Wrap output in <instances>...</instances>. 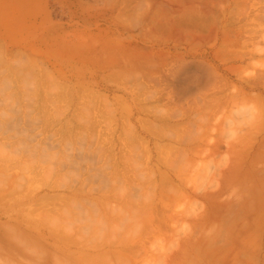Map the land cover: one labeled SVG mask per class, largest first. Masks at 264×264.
Masks as SVG:
<instances>
[{
  "label": "rangeland",
  "instance_id": "374dc122",
  "mask_svg": "<svg viewBox=\"0 0 264 264\" xmlns=\"http://www.w3.org/2000/svg\"><path fill=\"white\" fill-rule=\"evenodd\" d=\"M0 123L3 126L0 127V187L5 185L7 189L2 186L0 191L4 193L6 191L9 200L7 197H3V201L0 200L2 214L0 222H5L4 226H7V221L9 226L12 223L18 224L22 213H18L19 209H16L23 203L27 205H23L24 212L21 211L22 208L19 210L25 217L22 229L25 228L34 234L37 233L36 230L30 227L33 223L36 224L35 221H39L33 219L40 217L41 224L42 219L49 225H46V228L41 227V230L45 229L47 233L53 228L51 224L54 225V222L57 224L56 218L59 220L57 222H60L65 216L69 217L67 220L70 219L71 222L75 219L73 225H76L77 221L76 218H72L73 215L79 218L78 221L85 219V224L89 221L91 225L94 224L92 223L94 219L88 221L86 216L94 212L92 208L96 209L99 202L96 204L97 207L94 206L95 203L90 205L87 202L89 207L93 205L92 211L87 209V205H83L86 210L82 207L86 202L84 199L90 196H87L89 193L97 191L89 198L99 194L101 199L95 195L93 199L96 201V197L100 199V207L103 204L106 207L107 202L110 205L115 203L117 210L121 206L118 205L121 197H127V202L131 201L132 208L124 199L126 203L122 201L121 204H124V207L128 205L126 208L131 209L129 212L137 208L134 205L138 202L136 198L143 197L144 204L138 205L143 208L135 209L136 215L143 219L141 214L144 210L150 211L148 207L160 210L163 215L168 214V219L167 215L163 217L159 214L165 218V222L162 221L167 224L166 227H163L162 221L157 220L159 215L156 210L158 216L153 214L163 227L160 230L159 225V230L164 231L158 234L153 231L155 235H152L154 233L151 231V234L143 233L144 228L140 227V222L137 221L140 219L136 220L138 224L130 222L136 225L133 224L131 227L128 223L130 219L127 220L122 214L123 208L120 209L122 213L115 212L113 206L112 213L106 215V212L111 210L108 203L110 210L107 208L106 210L104 205L102 209L98 207L100 212L106 210V214L103 211V215L97 216L90 213L96 217L94 221L96 231L93 234L103 238L107 233L97 232L101 227L100 219L104 223L107 222L105 224L107 228L101 224L109 229L107 231L116 228V236L119 232L117 227H121L122 224L126 227L129 224L126 228L128 234L130 231V234H133L132 231L135 229H130L138 226L143 229L141 233L150 235V237L144 235L143 239L147 250L142 247L144 243L139 241L142 239L134 240L139 234L136 233L135 237L134 233L133 238L129 237L122 226V229L119 228L121 237L117 236L122 239H117L113 236L115 233L111 231L112 237L108 235L109 238L105 237L103 240L105 244L109 240L111 245H106L109 248L104 247L105 244L101 247L97 245L100 248L96 246L98 248H95L96 251L106 249L102 250L105 252L112 248L115 251L117 241L120 240L121 243L123 240L124 231L125 240L122 243H127L126 237L138 243L136 245L134 242H128L130 244L127 243L125 246L118 244L115 254L119 255L118 258L125 255L131 259L128 252L131 253L133 249L131 252L127 249L131 244V247L139 244L141 252L137 255L136 247L135 253L131 254L138 257L142 253L140 258L132 257L138 264H264V0H0ZM161 146L164 149L171 147L170 152L173 150L166 153L171 155L167 157H172L170 162L169 158L166 159L167 163L162 160L164 157L160 152L163 153L164 149H161ZM171 162L177 165L175 169L170 167ZM129 163H132L133 168L138 164L135 172L133 168H129L130 166L126 167ZM164 163L170 165L164 166ZM1 167L7 169L2 168V172ZM162 169L168 171L167 173L175 180L170 178L171 183L173 181L171 185H166L168 177L166 178L167 173L162 172ZM172 172L179 174L180 179ZM138 173L151 179L147 183L148 186L146 178L140 182L135 181L137 185L132 181L134 175ZM106 175L111 177L110 181L106 178L107 182H110L107 185L104 184L106 181L102 183ZM128 175H133L131 182ZM141 176L138 175L135 179H140ZM153 177L154 181L163 177L167 186L165 190L169 191L161 193L160 184L163 181L160 180L163 179L156 180L161 183L153 182L158 187L153 186L156 196L153 197L151 195L153 192L149 191V188L153 191L151 188L154 185ZM122 179L126 181L120 184L119 181ZM11 180H15L16 183H12ZM130 183H134L135 186ZM102 184L108 189L118 185L116 189H119V192L123 191L124 184L126 187L130 184L128 188L135 187L133 189L141 193L138 196L139 194L134 192L137 190L133 191L131 188L129 192L126 188L129 192L127 194L124 188L126 195L121 191L122 196L116 199L118 190L110 192H116L115 196L110 194L107 188L103 189ZM49 185L55 189H51ZM74 186L75 188L83 186L84 190L90 187L87 195L81 190L83 188H78L81 194L76 193L75 200L85 197L82 199L84 202L80 201L81 207L75 202L73 207L74 204L69 200L71 193L78 191ZM96 186L98 190H93L97 189ZM173 186H176L177 191L181 189L177 192ZM71 188L73 189L69 190ZM147 189L148 193L145 194ZM158 190L161 191L157 192ZM132 191L138 197L131 194ZM175 191L176 197L170 194L176 193ZM58 192L64 195L55 194L57 197L70 194L67 197L69 199L60 197L63 200L57 198L58 201L67 200V203L73 204L67 209L66 202L61 204L58 202V214L61 211L59 208L65 212L61 211L63 213L59 214L63 219L56 217L57 212L55 214L53 212L55 209H52L56 208L57 211L58 203L52 202L56 201L53 200L56 197H52V194ZM100 192L103 193L102 196ZM160 193L164 197L167 195V198L170 194L169 199L174 197L171 201L168 199L170 207L163 203L162 200L165 201L167 198L162 199ZM25 194L27 197L30 196L29 199L31 196L34 197L30 201ZM50 194L53 199L49 198L50 200L46 201ZM106 194H109V197L113 195L114 200L108 196L110 200L107 199ZM129 194L134 196V201ZM41 195L42 197H39ZM148 195L151 196L147 201ZM18 197L24 202L20 198V201L17 200ZM151 197L154 202L157 197L162 200L157 198V203H154ZM12 203L17 204L13 206L16 207L17 213L9 214L8 218L1 212L7 211ZM165 205L169 208L163 209ZM74 208L79 209L80 213L85 211L80 214L86 215L85 218L78 217L79 212L76 215L74 212L77 210L72 211ZM96 210L98 214L99 210ZM113 212L123 216V218L120 216L122 221L117 218L120 223L117 220L115 222L121 224L120 226L114 225L113 220L116 216L111 215ZM145 214L147 212L142 216L148 219ZM51 215H54V218ZM105 215L112 217L113 224ZM136 215L131 221L135 220ZM17 218L19 219L16 220ZM124 218L128 221L125 222L127 225L122 223ZM153 220L148 223H152L155 228L156 221ZM80 221L77 222L79 226ZM144 221L141 222V226ZM40 222L38 226H41ZM156 223L158 225V222ZM88 224L85 225L87 229L90 227ZM107 225L112 227L111 230ZM72 226L70 224V227ZM2 228L0 232L3 233L5 230L3 224ZM59 228L65 230L63 227ZM59 228L52 230L57 233L60 232ZM76 229L78 230L77 227ZM87 229H84L86 230L84 232L78 231L81 234L76 235L81 237L76 236L74 232L72 240L76 237L84 240L82 234L88 237L91 233L89 232L91 228L89 231ZM156 230L158 232V227ZM138 231L140 233V229ZM94 235L88 239L85 237L87 244L86 240L85 244L82 241L84 246L86 245L85 252L89 249L87 250L89 254L85 258L87 260L82 261V264L85 262L89 264V257L93 259L89 255L96 242ZM91 238L95 239V242L89 241ZM111 240L114 242L111 243ZM99 241L102 242L98 240V244ZM47 242L45 244L43 241L45 246L42 244V247H48L50 242H56V245L52 243L49 246L50 249L57 246V243L61 246V242L53 239ZM89 242L94 244L93 248ZM3 244L5 246V242ZM6 244L5 250L11 245ZM64 245L62 244L64 248H69L72 244ZM40 247L35 248L39 254H43V251L38 249ZM71 247L70 249L77 251L74 250L77 256L84 250L83 247H81L83 250L79 248L78 250L73 245ZM119 247L122 251L125 248L127 255L123 254L124 251L119 250ZM24 248L15 249L20 252L23 249L22 254L14 250L16 255H20V258L16 256L18 261L24 258L22 263L21 261L15 263L17 259H14L10 252L9 255L7 249L6 255L5 252L4 255L0 254L5 256L3 260L8 259L7 255L11 256L13 262L11 258V261L8 259L11 263L2 261L0 256V264H23L29 257H32L29 259L32 261L37 258L34 262L40 264L43 257L39 262L38 258L42 255L34 256L36 252H30L31 247L25 248L27 251L30 250V254L25 252L26 255ZM50 249L48 253H44L48 254L49 258L50 252H56L51 251L54 248ZM55 249L58 251V248ZM70 249L68 250L71 251ZM95 249L92 252L96 253ZM117 251L122 252L121 256ZM59 252L61 253V250ZM59 252L55 257L54 253H51L52 258L54 257L51 262L54 264H60L55 261L57 258L59 261L63 255L60 254L59 257ZM104 252L98 253L99 256H109ZM108 253L114 254L110 251ZM70 254L72 261L73 257ZM65 255L63 256L66 258L61 260L62 264L68 257V254ZM81 255L83 256V254L79 256ZM96 256L98 255L95 254L94 257ZM46 258L45 261L48 263L50 260ZM124 258L118 260L124 261L126 259ZM29 260L26 262L30 263ZM111 260L103 264L120 263L115 259L113 260L116 263L114 261L111 263ZM70 261L66 260L65 264H69ZM74 261L79 264L80 260L73 258V263H70L74 264ZM94 261L96 259L92 264ZM131 261L130 263L133 262ZM42 262L45 263L43 260Z\"/></svg>",
  "mask_w": 264,
  "mask_h": 264
},
{
  "label": "bare ground",
  "instance_id": "6f19581e",
  "mask_svg": "<svg viewBox=\"0 0 264 264\" xmlns=\"http://www.w3.org/2000/svg\"><path fill=\"white\" fill-rule=\"evenodd\" d=\"M20 120H22V119H20ZM16 121H17V120H16ZM8 122H9V121H8ZM22 122H23V121H22ZM9 123H10V122H9ZM12 123H13V122H12ZM19 123H20V122H19ZM4 125H6V124H4ZM8 125H10V124H8ZM1 126H2V125H1V123H0V127H1ZM11 126H12V125H11ZM13 126H14V125H13ZM4 127H5V126H4ZM7 127H8V126H7ZM1 128H3V126H2ZM9 128H11V127H9ZM5 130H6V129H5ZM6 131H7V130H6ZM6 131H5V132H6ZM158 146H159V145H158ZM162 146H163V145H162ZM162 146H161V147H162ZM170 148H171V147H169V149L167 148V149H168L167 152L165 151L166 147H165V149H164L163 147L161 148V149H164V152H163V153H162V151H161V152L158 151V152L161 153V155L163 154V157H164V158H163V157H161V158H163L162 160L166 161V163L168 162L166 159L169 158V162L172 160V159H171L172 157H167V156H171V155H169V154L166 155V153H171V152L173 151V150H172V151L170 152V150H171ZM167 149H166V150H167ZM172 149H173V148H172ZM158 150H159V149H158ZM144 151H145V149H144ZM174 152H175V150H174ZM164 153H165V154H164ZM180 153H181V152H180ZM158 154H159V153H158ZM172 154H174V153H172ZM175 154H177V151H176ZM178 154H179V153H178ZM81 155L84 156L83 154H81ZM164 155H165V156H164ZM77 156H78V155H77ZM124 156H125V155H124ZM79 157L81 158L80 154H79ZM158 157H160V156H157V158H158ZM165 157H166V158H165ZM125 158H126V157H125ZM131 160H132V159H131ZM173 160H175V159H173ZM125 161H126V160H125ZM128 161H129V160H128V158H127V161H126V162H128ZM131 162H132V161H131ZM135 162H136V160H135ZM172 162H173V161H172ZM172 162H171V164H172ZM159 163H160V162H159ZM161 163H163V162H161ZM166 163H164V166L170 165V163H168L167 165H166ZM174 163H175V161H174ZM174 163H173V164H174ZM129 164H131V165H129ZM129 164H128L126 167L128 168V167L130 166L129 168H133V167H131V166H133L132 163H129ZM136 164H137V163H136ZM136 164H135V165H136ZM173 164H172V165H173ZM4 165H5V164H4ZM157 165H158V164H157ZM172 165H171L170 167H173V169H175V167H177V165H175V164H174V166H172ZM2 166H3V165H2ZM5 167H6V165H5ZM5 167H4V168H5ZM2 168H3V167H1V171H2V172H3V170L7 169V168H5V169L3 168V170H2ZM135 168H136V169L138 168V164H137V167L134 166V168H133V169H134V170H133L134 172H135V170H136ZM158 169H159V168H158ZM168 170H169V169H168ZM170 170H171V169H170ZM153 171H154V170H153ZM158 171H160V169H159ZM161 171H162V172H165V173L168 172V171L163 170V169H162ZM134 172H133V173H134ZM170 172H171V171H170ZM177 172H178V171H177ZM139 173H140V172H139ZM139 173H138L137 175L135 174L134 176H135V177H138V175L141 176V174H139ZM158 173H159V172H158ZM168 173H169V172H168ZM168 173L165 174V175H166V178L168 177V180L165 181V182H166V185H167V184H168V185H171V184L173 183V181H172V183H171V180H174V179H173ZM172 173H173V172H172ZM175 173H176V172H175ZM175 173H173V174H175ZM179 173H180V172H179ZM148 174H150V173H148ZM151 174H152V173H151ZM160 174H161V175H164V173H161V172H160ZM176 174H177V173H176ZM120 175H121V174H120ZM154 175H156V174H154ZM161 175H159V176H161ZM168 175H169L170 177H169ZM177 175H178V178H177V177H176V178H177V179H180V178H179V174H177ZM177 175H175V176H177ZM132 176H133V175H131V176L128 175V179H130V182H131V180H132V178H133ZM148 176H151V175H148ZM121 177H122V176H121ZM124 177H125V176H124ZM126 177H127V176H126ZM126 177H125V178H126ZM129 177H130V178H129ZM135 177H134V180H132V181H134V183H135V181H137V180H139L138 182H140L141 179H142V181H143V178H144V179L146 178V177L143 176V175L141 176L142 178L140 177V179H135ZM180 177H181V174H180ZM103 178H104V180H103L102 183H104V182L106 181L104 184H106V185H107L108 183L110 184V182H107V179H108V181H110V179H109V178H111L110 176L107 177V175H106V176L103 177ZM106 178H107V179H106ZM122 178H123V177H122ZM170 178H172V179L170 180ZM112 179H115V178H112ZM159 179H163V180H160L161 182L163 181L162 184H160V186H161L160 189L162 188L161 190L163 191V189L165 190V188L167 187V186L164 184V183H165V182H164L165 179H164L163 177H162V178L160 177ZM159 179H155V181H154V177H153L152 183L155 182V184H157V182L159 181ZM181 179H182V178H181ZM122 180H123V179H122ZM122 180L119 181L120 184L126 181V179H125V181H124V180L122 181ZM145 180H148V182H146V184L149 183V182L151 181L150 178H149V179L146 178ZM156 180H158V181H156ZM121 181H122V182H121ZM142 181H141V182H142ZM168 181H170V183H167ZM174 181H175V180H174ZM7 182H8V181H7ZM11 182H12V183L14 182V184L16 183L15 180H11ZM128 182H129V181H128ZM161 182H158V183H161ZM9 183H10V182H9ZM134 183H133V184H134ZM179 183H180V182H179ZM4 184H5V183H4ZM98 184H100V183H98ZM98 184H97V185H98ZM120 184H119V185H120ZM130 184H131L132 186H135V184L137 185L138 183L136 182L134 185H133L132 183H130ZM130 184H129V186H127V187H126V185H128V183H127L126 185L124 184L122 187L125 186L124 188L126 189V188L130 187ZM146 184H145V185H146ZM153 184H154V183H153ZM155 184L152 185V187H151V188H153V189H152L153 191H151L150 188H149V191H150L151 193L153 192V194H151V195H153V197L155 196V195H154L155 190H154V187H153V186H155ZM163 184H164V186H163ZM174 184H175V183H174ZM0 185H1V183H0ZM6 185H7V183H6ZM56 185H57V184H55V187H56ZM142 185H143V184H142ZM2 186H3V185H2ZM2 186H1V187H2ZM51 186H53V185H51ZM58 186H59V185H58ZM62 186H65V185H62ZM66 186L68 187L69 185H66ZM71 186L73 187V185H71ZM91 186H92V185H91ZM94 186H95V185H94ZM94 186H93V187H94ZM102 186H103V184H102ZM132 186H131V188H132L133 191H134V190H137V189H133V188H135V187H132ZM147 186H148V184H147ZM147 186H146V187H147ZM1 187H0V188H1ZM3 187H5L4 189H6V186H5V185H4ZM3 187H2V188H3ZM49 187H50V185H49ZM69 187H70V186H69ZM69 187H68V188H69ZM96 187H97V189H95V188H94V189L91 188V189H93V190H98V186H96ZM104 187H105V188H104ZM120 187H121V186H120ZM143 187H144V186H143ZM155 187H157V185H156ZM168 187H170V186H168ZM173 187H174V189H175L176 186H173ZM179 187H180V186H179ZM50 188H51V187H50ZM52 188H53V187H52ZM52 188H51V189H52ZM74 188H75V186H74ZM78 188H79V189L83 188V189H81V190L84 191V193H86V195H87V193H88V190L90 191V187H89V189H86L87 191L84 190L85 188H84L83 186H81V188H80L79 186H77L75 189L77 190ZM106 188H107V186L104 185V186H103V189H106ZM110 188H111V189H110ZM110 188H109V189H110L111 191H109V189L107 188L109 193H110V192H113L114 189H115V190H118L117 193H119V194H117V197H115L116 199H118V198H120V197L122 196V195H120V192L122 191L121 188H120V190H121L120 192H119V189H116V188H118V185H117L116 187H113V186H112V187H110ZM124 188H122L123 191H122L121 193H124V194H125V192L127 191V189H126V191H124V190H125ZM131 188H128V189H129V190H128L129 192H130V189H131ZM157 188H158V187H157ZM54 189H55V188H53V190H54ZM56 189H57V188H56ZM72 189H73V188H71V189H69V190H72ZM75 189H74V190H75ZM79 189H78V191L72 192L71 195L68 194V192H67V194L70 195V199L67 198V197H69L68 195H65L64 197H63V196H59V197H57V195H55V194H59V192H58V193H54V195L52 194V197H56V199H53V198L51 197V194H50L49 197L46 198V201H48V200H50V199L52 198L53 200H56V201H57V202H56V201H52V200H51L52 202H54V203H58V202H60V204H61V202H64V201H60V200H63V199H61V198L63 197V198H66V199L71 200L73 204H74V202H75L77 206L81 205V204H82L81 202H82V201L84 202V200H85V201H86L85 204H82V207H83L85 210H86V208H85L84 206L87 205V202H89L90 205L93 204V203H95L94 206L97 207L96 204H97V202L100 203L99 200L101 199V198L98 196L99 194H96V195L94 194L95 196H98V198H100V199H98V198L96 197L97 201L94 200V199H95V198H94V195H93V198H94V199H93V198H89L90 196H92L93 193H95V192H97V191L93 192L92 194L89 193V194L87 195V196L90 195L88 198H85V197L83 196V198H85V199L82 200L83 198H81V200H82V201H81L79 198H78L79 200H75L76 195H77L76 193H80V192H81ZM100 189H101V187L99 188V190H100ZM103 189H102V190H103ZM112 189H113V190H112ZM155 189H156V188H155ZM177 189H178V188H177ZM180 189H181V188H179L178 191H177L176 189H175V190H176L177 192H179ZM6 190H7V189H6ZM74 190H73V191H74ZM156 190H157V189H156ZM161 190H158L157 192H159V191H161ZM85 191H86V192H85ZM91 191H92V190H91ZM103 191H104V190H103ZM128 191L126 192L127 194L129 193ZM133 191L131 192V194H133L134 196H136V194H139L138 196H140L141 191H138V190H137V191H134L136 194H134ZM162 191H161V193L164 194L166 191H169V190H165L164 192H162ZM173 191H174V190H172V192H173ZM176 191H175V192H176ZM2 192H3V191H2ZM2 192L0 191V194H2ZM69 192H71V191H69ZM98 192H99V191H98ZM177 192H176V193H170V194H171V195L174 194L173 196L176 197V196H177ZM5 193H7V192L5 191ZM5 193L3 192L2 195H4V196L1 195V198H2V199L0 198V200L3 201V197L6 198V197L8 196V195L5 194ZM60 193H61V192H60ZM82 193H83V192H82ZM100 193H101V192H100ZM144 193H145V191H143V194H144ZM147 193H148V189H147V191H146L145 194H147ZM161 193H160V197H161L162 199L167 198V195H165L166 197H164V195L161 194ZM28 194H29V193H28ZM47 194H48V193H47ZM61 194L64 195V193H61ZM61 194H59V195H61ZM80 194H81V193H80ZM110 194L115 195L116 192H115V193H110ZM131 194H129V195H130V198H131V197L134 198V196H132ZM143 194H142V195H143ZM156 194H157V193H156ZM170 194L168 195L169 197H168L165 201L162 200L160 197H159V198L157 197V198H158V199H161V200L163 201V203H165L166 205H167L168 203L171 204L169 201H171V199H173L174 197L172 196V198L169 199V198H170ZM5 195H6V196H5ZM44 195H46V194H44ZM102 195H103V193L100 194V196H102ZM108 195H109V194H106V198H107V199H109L110 197L113 199V195H110V197H109ZM119 195H120V196H119ZM125 195H126V194H125ZM151 195H150V196H151ZM162 195H163V196H162ZM22 196H23V195H22ZM25 196H26V194H25ZM46 196H48V195H46ZM87 196H86V197H87ZM107 196H108L109 198H108ZM115 196H116V195H115ZM138 196H136V197H138ZM143 196H144V195H143ZM145 196L147 197V195H145ZM150 196L148 195V199H147V201L149 200ZM157 196H159V195H157ZM9 197H10V196H9ZM20 197H21V196H20ZM20 197H18L17 200L20 201V199H22V198H20ZM26 197H27V196H26ZM26 197H23V198H26ZM29 197H30V196L28 195L27 198L29 199ZM33 197H34V196H33ZM33 197L31 196V198H33ZM39 197H42V195L39 196ZM60 197H61V198H60ZM77 197H78V196H77ZM123 197H124V196H123ZM123 197H121L122 200H121V202H120V200H119L120 204H118V205H121V206H120V209H121V210H122V208H123V213L121 212L120 209L117 210V208H116L117 206H115V203L112 202L114 205H110V203L107 202L108 200L106 201V202H107V206L105 207V205H104V204H103V205H104V208H105V209L107 208L108 210H110V209H111V210L106 212V210H107V209H106L105 212H106L107 214L104 212V209H103L102 211H103L106 215H108L109 212L112 213V210L116 209L117 211L115 210V212H121L125 217H127V218H126L127 220L130 219V221L128 222V221L124 218L126 221L124 220V222H122V223L128 222V223L130 224V222H133V221H134L136 224H138V223L140 222V223H139L140 227H143V228H144V232H143V233H145V232H146V233H150V231H151V233H152V232L154 231L156 234H158V233H161V232L164 231V230L160 231L161 229H163V227H164L165 224H166V223H164V222H165V221H164L165 218H162V216L164 217L165 215H167L166 218L168 219V214L163 215L162 212H161L160 210H158V211H159V212H158V211L155 209V210H156V213H157L158 215H159V214H162V216H161V215L158 216V215L155 213V210H154V209L148 207L150 211H148V210H144V211L142 212L143 214H144L145 212H147V214H145V215H146V217L148 216V219H147V218L144 219L145 216H142L143 214L140 213L141 211L139 212V215L141 214V217H143V219L140 218V216L136 215L137 212H135V209H137V208L142 209L143 207H139L138 205L141 204V203L144 204L145 200L142 201V200H143V197H138L139 199L136 198V200H137L138 202L135 201V202L137 203V205L134 204V202H133V201L135 200V198H134V199L131 198V199H133V201H132L133 204H134L135 206H137V208H135L133 211H130V212H132V214H133V216H132V214L128 211V210H131V209H128V210H127V208H126L128 205H126V207H124V204L127 202V199H126L127 197H124V198H123ZM155 197H156V196H155ZM19 198H20V199H19ZM31 198H30V199H31ZM49 198H50V199H49ZM57 198H59L60 200L58 201ZM71 198H72V199H71ZM106 198H105V199H106ZM111 198H110V199H111ZM130 198H128V201H130V200H129ZM157 198H156V202H154V201H153L154 199L151 197V199H152V201H153L154 203H157V200H158ZM28 199H27V200H28ZM30 199H29V200H30ZM34 199H35V198H34ZM86 199H87L88 201H87ZM110 199H109V200H110ZM116 199H115V200H116ZM123 199L126 200V202H125ZM151 199H150V200H151ZM168 199H169V201H168ZM7 200H8V197H7ZM17 200H15V201H17ZM27 200H26L25 202H27ZM39 200H40V198H39ZM39 200H38V202H39ZM113 200H114V199H113ZM139 200H141V201H139ZM2 201H1V202H2ZM8 201H9V200H8ZM8 201H7V202H8ZM30 201H31V200H30ZM35 201H36V200H35ZM35 201H34V202H35ZM41 201L43 202L44 199H42ZM66 201H67V200H66ZM66 201H65V202H66ZM80 201H81V202H80ZM102 201L104 202L103 198H102ZM122 201H124V202H123V203H124L123 205L121 204ZM147 201H146V202H147ZM162 201L159 200V203L161 202V204L163 205ZM17 202H18V201H17ZM17 202H16V203H17ZM22 202H24L23 199H22ZM32 202H33V201H32ZM65 202H64V203H65ZM77 202H78L79 204H77ZM110 202H111V201H110ZM119 202H118V203H119ZM166 202H167V203H166ZM18 203H19V202H18ZM18 203H17V204H18ZM29 203H30V202H29ZM54 203H53V204H54ZM64 203H62V204H64ZM72 203H67V202H66V203H65V207H67V209H70L71 205H73ZM89 203H88V204H89ZM99 203H98V207H100V205H101V203H100V204H99ZM108 203H109V205H110L109 208L111 207L110 209L108 208ZM127 203L130 205L131 201H130V202H127ZM8 204H9V203H8ZM8 204H7V205H8ZM10 204H11V203H10ZM17 204H14V205L17 206ZM25 204H26V203H25ZM25 204H24V203H23V204H19V208L17 207V209H16V207H13L14 205H13V203H12V205H11L12 207L9 206L10 208H9L7 211L3 209L4 211L1 212V213H3V215H4V214L7 215L8 218H9V216L11 215V213H15V212L17 213L16 210H18V209L20 210V209L22 208L21 211L23 210V212H24L23 207H25V206H23V205H25ZM30 204H32V203H30ZM66 204H67V205H66ZM70 204H71V205H70ZM105 204H106V203H105ZM131 204H132V203H131ZM169 204H168V205H169ZM26 205H27V204H26ZM54 205L56 206L57 204H54ZM69 205H70V206H69ZM83 205H84V206H83ZM90 205H89V206H90ZM103 205L100 207L101 209H102ZM116 205H117V204H116ZM134 205H133V206H134ZM155 205H156V204H155ZM159 205H160V204H159ZM166 205L163 206V209H164V208H169V207H170V205H169V207H168V206L166 207ZM61 206H62V205H61ZM68 206H69V207H68ZM87 206H88V205H87ZM89 206L87 207V209L89 208L90 211H92V209L94 210V212L92 211V212H90V213H94L95 216H97V215H99V214H102V215H103V212L101 211V212H102V213H101V212H100V209H98V207H97L96 209L99 210V211H97V210L95 209V207H93V205L91 206V207H93L92 209H91V207H89ZM113 206H115V208H114ZM58 207H59V203H58V205H57V211H56V208H52V209H55L54 211H53V210H52V211L55 212V214H56V212H57V215H55V216H56V217H59V219H61V218H62V215H59V214L63 213L64 211L62 210V208H59V209H60L61 211H63V212L60 211L61 213L59 212V214H58ZM62 207L64 208V206H62ZM73 207H75V204L73 205ZM73 207H72V208H73ZM79 207H81V206H79ZM112 207H113L114 209H113ZM118 207H119V206H118ZM128 207H129V206H128ZM130 207L132 208V205H130ZM7 208H8V207H7ZM7 208H5V209H7ZM72 208H71V209H72ZM124 208H126V209H124ZM146 208H147V207H144V209H146ZM148 208H147V209H148ZM15 209H16V210H15ZM140 209H139V210H140ZM151 209L154 211V213H153V211H151ZM19 210H18V213H22V214H21V216L19 217L20 219H19V218L16 219V220L19 219V220L17 221L18 224H17V223H12V224L9 226V223H8V221H7V226H4L6 223H5V222H4V223L0 222V223H1V224H0V225H1V226H0L1 230L3 229V228H2V224H3V227L5 228V230H3V233L0 232V234L2 233V234L0 235V237L2 236L0 239L3 238V239H2V242H0V243H1V246L4 247V248H3V247L1 248V246H0V248H1V249H0V251H1L0 253H1V254H3V253L5 252L4 254L6 255V250L9 249L8 247H10V246L12 247L13 245H14V247H12V248H15V246H16L15 249H17V248H24V247H22V246H25V248H26V247H31V248H33V249L30 248L31 251H30L29 249H28V251H27V250L24 248V250H25L24 253H25L26 251H27V253H28L29 251H30V252L34 251V252H36V255H34V256L40 257V256L42 255L40 258H38V262H39V259H41L42 257H43V258H44V257L46 258V256L48 255V254H45V255H44V253H46V252L48 253V252H49V249H50L49 246H51V244L53 243V242L51 243L50 240L53 239L54 241H57V242L59 241V242H61V246H62V244H63V245H64V244H65V245L68 244L69 246H70V244H72L73 246H75L76 249H78V248L81 249V247H83L84 250L81 249V250H83V252L80 250V251H81L80 254H83V256L81 255V257H83L84 260L79 256L80 254H78V256H79V257H78L77 254L74 253V250H75V249H74V250L70 249V247H71L72 245H71L69 248L66 247V248H68V249L71 250V251H69V250L67 249V250L69 251V253H67L66 248H64L63 246H62V247L59 246L60 244L57 243V246H55V247L58 248V251H57V249H55L54 246L51 247V249H52V248H54V249H52V250L50 249V250H51V251H55V250H56V252H50V258H49V255H48V258H49L50 261H48V263L50 262L51 264H54L53 262H51V260H52V261L54 260L53 258L55 257V254H57V252H59L60 250H61V253H60V252L58 253V256H59V257H60L62 254H63V255L68 254V257H67L66 260H69V261L71 260V257L69 256L70 253L72 254V257H73V258H78V260H80V261L78 262L79 264H80V263L82 264V261L87 260V259H85V258H86V256H88V254H89V252H87V250H89V249H87L86 252H85V247H86V245L84 246V244H85V240H86V244L88 243V242H87V239H88L89 237H92V236L94 235L93 232L96 231V230H95V229H96V226H95L96 224H95V222H94V221H96V219H95L96 217H95V216H93V215L90 214L89 212H88V213H89L88 216H86V215L84 214L86 217H88V219L86 218L88 221L91 220V219H94V220H92V223H94V224L91 225V222H90V221L88 222L89 224L86 223V224L90 225L89 229H87V227H85V225H86V224L84 223V222L86 221L85 219H82V220H81V221L84 220L83 223H84L85 225L79 220V221H80V223H79L80 226H79V225L77 224V222H79V221H78L79 218L77 219V216H75V215H73V217H72L71 213H70V217H72V218H76L77 221H75V223H76V225H78L79 227L76 226V225H73V224H74L73 220H75V219L72 220V218H71L72 222L70 221V219H69V221H70V222H69V221L67 220L69 217L66 218V216L64 217V215H63V217H64L65 219L62 218L63 220H60V222H57L58 218H56V223H57V224H55V222H54V225H52L51 222H49V223L51 224V226H53V228H52V227H51V228L54 229V228L63 227L65 230H62V228H61V229L59 228V231H60V232L57 231V233H56V232H54V231L51 229L55 234L52 233L50 229H48V230H50V231H48V233L45 232V229H44V231L41 230V227H42V228H46V225H47V226H49V225H48L47 222H46L47 224H46L45 222H43V221H46V220H42V219H41L42 224L45 226V227H43V225H42L41 222H40V218H42V217H40L39 219L35 218V219H33V220H39V221H35L36 224H34V223L31 221V223H33V224H32V227H30V228H32L34 231L36 230V232H37V233H34V234H33V233H31V232L29 233L28 230H26L25 228H23L24 230L22 229V224L25 225V217H23V216H24L23 212H20ZM34 210L36 211L37 208H35ZM44 210H46V208H44L43 211H44ZM74 210H77V212H76V211L74 212V213H76V215H78V212H79L78 217H83V218H85V216H80V214H81V213H82V214L85 213V211L80 213L79 209H77V208L75 209V208H74L72 211H74ZM95 210L98 212V214H96ZM124 210H125V211H124ZM48 211H49V210H47V212H48ZM67 211H69V210H67ZM67 211H66V212H67ZM70 211H71V210H70ZM87 211H88V210H87ZM127 211H128L129 214H127ZM162 211H165V210H162ZM166 211H168V209H166ZM9 212H10V213H9ZM47 212H46V213H47ZM49 212H50V211H49ZM99 212H100V213H99ZM133 212H135V213H133ZM149 212H150L149 215L152 216L153 219L155 218V216H154L155 214L158 216V217L156 216L158 219H157V218L154 219L156 222H158V225H157L156 222H154L155 225L158 227V232H157V230H156V228H157L156 226H155V228H154V226L152 225V223L149 224V223L152 222V220H153V219L148 215ZM151 212H152V213H151ZM29 213H31V212H29ZM29 213H27V214H29ZM44 213H45V211H44ZM51 213H52V212H51ZM51 213H49V214H51ZM64 213H65V212H64ZM74 213H72V214H74ZM111 213H110V214H111ZM125 213L127 214V216H126ZM163 213H164V212H163ZM9 214H10V215H9ZM33 214H34V213H33ZM35 214H36V213H35ZM47 214H48V213H47ZM53 214H54V213H53ZM82 214H81V215H82ZM86 214H87V213H86ZM114 214H115V215H114ZM116 214H117V213H114V212H113V214H111V215L114 216V217L116 216V219H114V220L112 219V217L109 218V216H106V215H105V217L109 218V220L111 219L110 223L112 222V220L114 221V223L116 222V220L118 221V219H120V220L122 221L123 219H121V217H120V216H122V215H116ZM119 214H120V213H119ZM130 214H131V215H130ZM151 214H152V215H151ZM153 214H154V215H153ZM0 215H2V214H0ZM29 215H30V214H29ZM58 215H59V216H58ZM66 215H67V214H66ZM68 215H69V214H68ZM91 215H92V216H91ZM128 215L130 216V218H129ZM135 215H136L135 220H132V221H131V218L134 219V216H135ZM44 216H46V215H44ZM44 216H43V217H44ZM51 216H53V218H54V215H51ZM51 216H47V217L50 218ZM74 216H75V217H74ZM131 216H132V217H131ZM12 217H13V216H12ZM17 217H18V216H17ZM60 217H61V218H60ZM90 217H93V218H90ZM114 217H113V218H114ZM118 217H119V218H118ZM138 217H139V218H138ZM149 217H150L151 219H150ZM0 218H1V216H0ZM8 218H7V219H8ZM48 218H46V219H48ZM107 218H106V219H107ZM117 218H118V219H117ZM122 218H123V216H122ZM159 218H162V219H159ZM170 218H171V217H170ZM2 219H3V218H2ZM99 219H100V218H99ZM104 219H105V218H104ZM106 219H105V220H106ZM137 219H140V220H137ZM149 219H150L151 221H150ZM156 219H157V220H160V221H162V220L164 221V222L162 221V222H163V224H162L163 227L161 226V223H160L159 221H157ZM167 219H166V221H167ZM5 220H6V219H5ZM107 220H108V219H107ZM109 220H108V221H109ZM136 220L138 221V223H137ZM141 220H142V221L145 220V221H144L145 223H144V222H143V223H144L146 226H145L143 223H142V226H141V222H142ZM154 220H153V221H154ZM12 221H13V220H12ZM12 221H11V222H12ZM58 221H59V220H58ZM97 221H98V220H97ZM99 221H101L100 223H101V224H104V227H106V226H105V224H107L106 221H105V223H104V221H103L102 219H100ZM121 221H118V223H120ZM146 221H147V223H146ZM148 221H150V222L148 223ZM39 222H40L41 226H38V225H39ZM65 222H66V223H65ZM102 222H103V223H102ZM167 222H168V221H167ZM44 223H45V224H44ZM58 223H59L60 225H59ZM63 223H65V224H63ZM72 223H73V224H72ZM81 223H82L83 225H82ZM96 223H97V222H96ZM128 223H127V224H128ZM135 223L130 224L131 227H133V226L135 225ZM154 223H153V224H154ZM37 224H38V225H37ZM67 224H68V225H67ZM70 224H71V226H72V225H73V226L70 227ZM98 224H99V223H98ZM101 224H100L101 227H99V225L97 226V227H99V229L97 228V229H98L97 232H107V233H106L107 236L104 235L103 238L97 236V237H99V238L97 239V237L94 235L95 238H96V242H95V239H92V238H91V240L89 239V241H93V242H95V243H94L95 245L92 244L91 242H89V243L92 244V245L90 244V247H92V246L94 245V246H93L94 248L92 247V248H93L92 250H91V248H90V250H91V254H90L89 256H92L93 259H92L91 257H89V258H91V260H92V261H91V260H89V258H88V261H90V263L88 262L89 264H92L93 260H95V259H96V261H94L95 263H93V264H103V263H107V262L109 263V261H107V260H111L110 257H112V256H116L115 253H116V250H118V249H116V248H118V246H117L118 244H119V245H120V244H123V246H125L128 242H130V243H131V242H132V243L134 242V243H135L136 239L138 240L139 238L142 239V240H139V241L142 242V243H144L142 247L145 249V251L147 250L146 247H144V245H145V241H143V239H144V237L147 236L148 234L145 235V234L141 233V232L143 231V229H141L140 227L138 228V226H137L136 228H133V229H130V228H131V227H130V228H129L130 230H134V229H135L134 231H132L133 234H134V233H135V234H136V233L139 234V237H138V238H135V237L137 236V234H136V235L134 234V236H135V237H134V238H135L134 240H135V241H131V239H129V237H132V238H133V234H130L131 231H130L129 234H128V230L126 229V228H128V225H129V224L127 225V224L125 223V225H127V227H126V226H124V224H122V225L119 224V225H118L117 223H115L114 225L117 224L118 226H120V225H121V227L123 226V228L125 227L126 230H125V229H124V230L127 231V234H128V236H129V237H126V241L128 240L127 243H126V242H125V243H122V242L125 240V239H124V237H125L124 233H125V232L122 231V237H123V240H121V243H119L120 240L117 241L116 238L119 239V238L121 237V236H120V235H121V234H120V230H121L122 228H121V227H117V229L119 230L117 236L120 234V235H119L120 237L118 238V237L116 236V233H117L116 228H114L113 225H111V224H113V222H112L111 224H108V225H111L113 228L110 227V226H108V225H107V226L110 228V230H111V228L113 229V230H111V231H112L113 233H115V234H113V233H112V234H113V236H116V238H115L114 240H115V242L117 241L118 244L115 245V251L113 250V248H112L111 246H110V247L112 248L113 251H112L111 249L108 250V251H105L106 253L103 251V252L105 253V255H106V254H109L110 257L107 256V255H106L105 257H103L104 255L99 256L98 253H102V254H103L102 250H106V249H102V250L99 249L101 252H100V251H96V249L100 248L101 246H104V244H105L106 242L104 243L103 240H105V239L108 237V235L111 236V233H110L111 231H107V230H109V229H106L107 227L104 228L103 225H101ZM133 224H134V225H133ZM147 224H148L149 226H147ZM34 225H35V226H34ZM36 225H37V226H36ZM64 225H66V226L64 227ZM93 225H94L95 227H92ZM132 225H133V226H132ZM150 225H151V226H150ZM159 225L161 226V228L159 227ZM166 225H167V224H166ZM8 226H9V227H8ZM20 226H21V229H20ZM67 226H68L69 228H71V229H70L71 234H70V232H69V228H68ZM81 226H82V227L84 226V227H83V228H80ZM86 226H87V225H86ZM135 226H136V225H135ZM144 226H145V227H144ZM152 226H153V228H152ZM38 227H39V228H38ZM76 227L78 228V230L76 229ZM102 227H103L104 231H102V230H103ZM146 227H147V228H146ZM149 227H151L152 230H150L151 228L149 229ZM165 227H166V226H165ZM47 228H48V227H47ZM66 228H68V229H66ZM90 228H91V230H90ZM92 228H94V229L92 230ZM100 228H101V231H100ZM119 228H121V229H119ZM159 228H160V230H159ZM75 229H76V232H78V231H82V230H83L82 232H84V231H86V230H84V229H87V231L90 230V231H89V232H91L90 234H91V235L93 234V235L91 236V235L89 234V236L87 235L88 237H86V235L84 236V233H83V234H82V236H83L82 238H84V240H81V239H80V240H81V241H80L78 237H81V236L76 235V234H81V232L76 233V232L74 231ZM105 229H106V231H105ZM137 229H138V230L140 229V233H141V234L138 233L139 231H138ZM146 229H148V230H146ZM25 230H26L28 233H25V232H26ZM61 230H62V231H61ZM67 230H68V231H67ZM71 230H72V231H71ZM115 230H116V231H115ZM155 230H156V231H155ZM55 231H56V230H55ZM63 231H65V232H67V233H69V234H66V233L63 232ZM136 231H137V232H136ZM159 231H160V232H159ZM61 232H63L64 234H63V233L61 234ZM74 232H75V235L78 236V237L75 236L76 239L78 238V239H77L78 242H77L76 239L72 240L73 237L71 238V236H73L72 234H73ZM89 232H87V234H88ZM154 232H153V233H154ZM38 233H40V234H38ZM151 233H150V234H151ZM155 233L152 234V235H155ZM85 234H86V233H85ZM123 235H124V236H123ZM130 235H131V236H130ZM140 235H141V236H140ZM142 235H143V236H142ZM144 235H145V236H144ZM159 235H160V234H159ZM100 236H102V235H100ZM75 237H74V238H75ZM85 237H86L87 239H86ZM105 237H106V238H105ZM111 237H112V236H111ZM111 237H110V239H111ZM141 237H142V238H141ZM147 237H150V235H148ZM155 237L157 238L158 236H155ZM4 238H5V239H4ZM100 238H101V239H100ZM108 238H109V237H108ZM108 238H107V239H108ZM44 239H45V240H44ZM120 239H122V238H120ZM3 240H5V241H3ZM98 240H102L103 244H102V242H100V241H99V244H98ZM145 240H146V238H145ZM0 241H1V240H0ZM43 241H44L45 244L48 243L47 241L50 242L49 245H47L48 247H46V248H45V247H42V244L45 246V244L43 243ZM74 241H76V242H74ZM82 241H84V244H83ZM146 241H147V240H146ZM3 242H5V246H4V244L2 245ZM107 242H108L107 244L111 245L110 242H109V240H108ZM112 242H114V241L111 240V243H112ZM6 243L11 244V245H8V247H7L6 250H5V247H6V245H7ZM54 243H55V244H54ZM54 243H53L52 245H56V242H54ZM77 243H78V244H77ZM79 243H80V244H79ZM96 243H97V244H96ZM100 243H101V244H100ZM130 243H128V244H130ZM137 243H138V242H136L135 244L137 245ZM12 244H13V245H12ZM107 244H105L104 247H106ZM65 245H64V246H65ZM79 245H81V246H79ZM97 245H100V247L97 246ZM112 245L114 246V243H113ZM131 245H132V244H131ZM131 245H130V247H131ZM133 245H134V244H133ZM140 245H141V243H140ZM39 246L42 247V249H40L41 247L38 248V249L41 250V252L43 251V252H42L43 254H39V253L37 252V249H36L35 247H39ZM87 246H88V245H87ZM96 246H97L98 248H97ZM116 246H117V247H116ZM120 247H121V246H120ZM120 247H119V250L122 251V249H120ZM128 247H129V245H128ZM128 247H127V248H128ZM130 247H129V248H130ZM136 247H137L138 249H135ZM140 247H141V246H140ZM142 247H141V249H142ZM12 248H10V249H9L10 251L8 250L7 253L9 254V252H10V253L13 254V255H11V254H9V255L13 256L14 259H17V261L14 260V261H16L15 263H17V262L20 263V261H21V263H22L24 258L22 257L21 259H19L20 261H18V258H20V255H19L18 253H17L18 255H16V253H15L16 250H15V249H13V251H11ZM44 248H45V250H46L47 248H49V249H47L48 251H47V250L45 251V250H43ZM71 248H74V247H71ZM88 248H89V247H88ZM95 248H96V249H95ZM106 248H109V247L107 246ZM129 248H128L127 250H130V252H131V250L133 249L131 253H129V252L126 250V251L128 252V255L130 254L129 256H131V259H130V257H128V256H127V257H128L129 259H128L127 257H125V255H124V256H123V255L121 256V254H122L123 251H124L123 254H126V253H125V250H124L125 248L123 249L122 252H120L121 254L117 251V253L120 254V256H121L122 258L125 257V258L127 259V260H126V259L124 258V259H125L124 261H126V262H124L123 259H121L123 262L120 261V260H118V259L121 258V257L118 258L119 255L116 256V257H112V258L115 259V260L118 258L116 261H117V263L120 262L119 264H123V263H124V264H127V261H129V260L131 261L132 259H134V258H132V257H134V256L137 257L138 252H141V251H139V249H140V248H139V244H138V246H133V247H131V249H129ZM3 249H4V250H3ZM79 249H78V250H79ZM94 249H95L96 253L92 252ZM134 249L137 250V251H136V252H137V253H136L137 255L132 256V255L135 253V252H134ZM144 249H143V250H144ZM14 250H15V251H14ZM20 250H21V249H20ZM22 250H23V249H22ZM22 250H21V252L18 251V250H17L16 252H20V254H22V253H23ZM35 250H36V251H35ZM143 250H142V251H143ZM2 251H3V252H2ZM44 251H45V252H44ZM72 251H73V252H72ZM75 251H76V250H75ZM109 251H110V252H114L115 255H114L113 253H108ZM13 252H14V253H13ZM30 252H29V254H30ZM39 252H40V251H39ZM41 252H40V253H41ZM76 252H77V251H76ZM51 253H54V257H53V258H52L53 255L51 256ZM78 253H79V252H78ZM86 253H87V254H86ZM92 253H94V254H92ZM1 254H0V256H1ZM4 254H3V255H4ZM25 254H26V253H25ZM25 254H23V256H26V255H27V254H26V255H25ZM37 254H39L40 256H38ZM60 254H61V255H60ZM71 254H70V255H71ZM74 254H76V255H75L76 257L74 256ZM84 254H85V255H84ZM95 254L98 255V256L94 257ZM131 254H132V255H131ZM141 254H142V253H141ZM141 254H140V255H141ZM3 255L1 256L2 258L0 257V258L2 259V261H5V262H7V263H11V262H13V258H12L11 256H8V255H7V257H8V259H9V261H11V259H12V261L9 262L8 259L3 260V259L5 258V256H3ZM32 255H33V254H32ZM63 255H62V256H63ZM126 255H127V254H126ZM140 255H139V256H140ZM14 256H15V257H14ZM16 256H18V258H16ZM62 256L59 258V259H60L59 261H57L58 258H57V259L55 258V259H56L55 261H56V262H60V264H62L61 260L63 261V260L66 258V257H65L66 255L63 256V257H62ZM84 256H85V257H84ZM139 256H138V257H139ZM3 257H4V258H3ZM56 257H57V256H56ZM64 257H65V258H64ZM69 257H70V258H69ZM106 257H107V260H105ZM108 257H109V259H108ZM138 257H137V258H138ZM10 258H11V259H10ZM34 258H36V257H34ZM43 258L41 259V262H42V260H43V261L46 263L45 258H44V259H43ZM48 258H46V259H48ZM51 258H52V259H51ZM63 258H64V259H63ZM73 258H72V261H73ZM80 258H81V259H80ZM103 258H104V259H103ZM139 258H140V257H139ZM1 259H0V260H1ZM29 259H32V257H31V258L29 257V258L26 259V260H29ZM113 259L110 261L111 263H113V261H114ZM26 260H25V262H26ZM35 260H37V258H36ZM35 260H34V259H33V261H32V260H29L28 262H30V263H32V264H33V263L36 264V263H35V262H36ZM66 260H65V262H66ZM31 261H32V262H31ZM34 261H35V262H34ZM55 261H54V262H55ZM72 261H70V262L73 263ZM76 261H77V259H76ZM76 261H74V264H77ZM105 261H107V262H105ZM116 261H114V262L116 263ZM118 261H119V262H118ZM130 261L128 262V264H133V262H134V263L137 262V260H135V259H134V261L132 260L133 262L131 261L132 263H130ZM135 261H136V262H135ZM25 262H24L23 264H25ZM38 262H37V263H38ZM41 262H40V264H41ZM65 262H64V264H65ZM67 262H68V261H67ZM67 262H66V263H67ZM70 262H69V264H71ZM121 262H122V263H121ZM30 263H27V262H26V264H30ZM42 263H43V262H42ZM45 263H43V264H45ZM48 263H46V264H48ZM83 263H84V262H83ZM85 263H87V262H85ZM85 263H84V264H85ZM57 264H58V263H57ZM113 264H114V263H113ZM136 264H138V263H136Z\"/></svg>",
  "mask_w": 264,
  "mask_h": 264
}]
</instances>
